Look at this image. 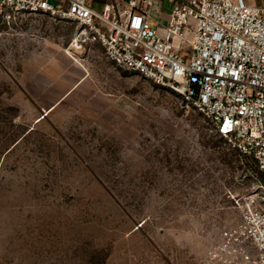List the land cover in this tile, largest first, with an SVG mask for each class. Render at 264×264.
Instances as JSON below:
<instances>
[{
  "label": "rangeland",
  "instance_id": "1",
  "mask_svg": "<svg viewBox=\"0 0 264 264\" xmlns=\"http://www.w3.org/2000/svg\"><path fill=\"white\" fill-rule=\"evenodd\" d=\"M75 32L0 19V264H209L262 174Z\"/></svg>",
  "mask_w": 264,
  "mask_h": 264
},
{
  "label": "built area",
  "instance_id": "2",
  "mask_svg": "<svg viewBox=\"0 0 264 264\" xmlns=\"http://www.w3.org/2000/svg\"><path fill=\"white\" fill-rule=\"evenodd\" d=\"M166 25L154 27L162 5ZM47 16L75 26L71 51L100 45L107 60L182 96L264 174V7L251 0H0V19ZM244 199L209 264H264V185Z\"/></svg>",
  "mask_w": 264,
  "mask_h": 264
},
{
  "label": "crops",
  "instance_id": "3",
  "mask_svg": "<svg viewBox=\"0 0 264 264\" xmlns=\"http://www.w3.org/2000/svg\"><path fill=\"white\" fill-rule=\"evenodd\" d=\"M90 1L93 4L94 8L98 12H103L105 6L111 5V4H113L115 2V0H90ZM251 2L253 4L258 5V6L264 7V0H251ZM162 6H163V8L161 9V12L159 14H155L156 18L153 19V21H152L154 27L163 26V25L160 24V20L163 19L167 23V20L169 19L170 12H169V14H166L165 5H162Z\"/></svg>",
  "mask_w": 264,
  "mask_h": 264
},
{
  "label": "trees",
  "instance_id": "4",
  "mask_svg": "<svg viewBox=\"0 0 264 264\" xmlns=\"http://www.w3.org/2000/svg\"><path fill=\"white\" fill-rule=\"evenodd\" d=\"M246 161H250V162H252V163H254L252 160H250V159H246ZM255 164V163H254ZM255 166H256V164H255ZM257 167V166H256ZM258 169V168H257ZM259 171V170H258ZM261 174H262V182H263V184H264V174L261 172V171H259Z\"/></svg>",
  "mask_w": 264,
  "mask_h": 264
}]
</instances>
